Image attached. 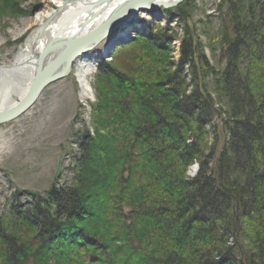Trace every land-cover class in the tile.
Listing matches in <instances>:
<instances>
[{"label":"trees","instance_id":"trees-1","mask_svg":"<svg viewBox=\"0 0 264 264\" xmlns=\"http://www.w3.org/2000/svg\"><path fill=\"white\" fill-rule=\"evenodd\" d=\"M217 9L215 31L163 8L98 59L72 176L11 193L0 264H264V0Z\"/></svg>","mask_w":264,"mask_h":264},{"label":"rangeland","instance_id":"rangeland-1","mask_svg":"<svg viewBox=\"0 0 264 264\" xmlns=\"http://www.w3.org/2000/svg\"><path fill=\"white\" fill-rule=\"evenodd\" d=\"M219 1L194 0L196 11L188 22L199 25L210 21L212 28L216 31L219 21L222 22V19H218L221 16L217 9ZM38 4L40 6L32 13V8ZM53 6L49 0H24L19 5V9L23 11L22 14L13 15L8 11L0 14L1 64L9 62L11 57L16 55L25 36L29 33L31 19L35 14ZM157 14L153 18L146 13H141L134 19L136 22L132 25H137L140 29L145 28L144 24L148 20L155 22V19H160V17L156 18L159 16ZM159 23L163 25V22ZM170 25L174 30H179L178 24ZM125 28L129 34L132 27ZM105 42V40L100 42L94 50L99 51ZM172 47L174 48L171 58L176 61L178 59L177 41L172 44ZM111 55L107 56L106 60H110ZM206 55L209 57L208 49ZM95 58H99L98 53ZM75 65L76 63H73L67 76L48 84L24 114L0 126V145L2 146L0 149V213L7 210L6 204L11 193L20 191L21 202H25L33 198L31 195H43L50 185L59 186L61 183L69 182L72 176L71 170L75 165L76 152L74 153L72 149L74 146L77 149L78 139L75 133L87 127L92 134L90 103L95 100L94 67L88 75L90 95L85 96L80 93ZM23 81L13 74L7 80L11 87L16 86V88ZM218 132L222 133L220 129ZM223 139L224 136L220 137L218 148L223 144ZM195 165L199 168L197 163H193L189 170L190 176H193L195 172L193 170ZM58 169L59 174L56 176ZM32 191L35 194H31ZM26 264H33V262L29 261Z\"/></svg>","mask_w":264,"mask_h":264},{"label":"bare ground","instance_id":"bare-ground-1","mask_svg":"<svg viewBox=\"0 0 264 264\" xmlns=\"http://www.w3.org/2000/svg\"><path fill=\"white\" fill-rule=\"evenodd\" d=\"M50 9L37 12L31 19L29 33L25 36L16 55L9 62L0 63V109L13 105L16 98H22L34 77L38 64L46 67L54 59L72 48L76 37L87 34L98 27L108 14L120 4L129 0H49ZM174 1V0H164ZM122 32H127L126 28ZM32 59L33 62H28ZM81 95H90L88 75L95 66V59L74 61ZM73 63L68 71H71ZM13 75L19 76L23 83L11 87L7 80ZM16 92L13 97L11 93ZM16 96V98H15ZM2 146L0 145V149Z\"/></svg>","mask_w":264,"mask_h":264},{"label":"water","instance_id":"water-1","mask_svg":"<svg viewBox=\"0 0 264 264\" xmlns=\"http://www.w3.org/2000/svg\"><path fill=\"white\" fill-rule=\"evenodd\" d=\"M182 0L164 1V0H129L126 1L114 10H112L107 18L101 22L96 29L89 31L87 34L76 37L72 48L66 50L63 54L57 56L50 65L41 67L37 63L34 77L29 84L22 98H15L13 105L4 106L0 109V126L3 123L9 122L24 114L35 103L38 95L50 83L62 79L67 76L68 71L74 61L86 59L88 57L94 58L97 51L94 48L100 42L106 41L105 44L98 51L100 57H107L114 51V48L120 42L128 41L126 32H122L123 27L131 28V25L136 22L134 19L141 13L150 14L155 17L160 9L172 8ZM40 4L33 7L32 13L38 8ZM32 59H27L28 62ZM96 61V60H95ZM97 63V61H96ZM16 92H13L12 97ZM198 167L195 165L194 170ZM59 174V169L56 172ZM31 194H35L33 191Z\"/></svg>","mask_w":264,"mask_h":264}]
</instances>
